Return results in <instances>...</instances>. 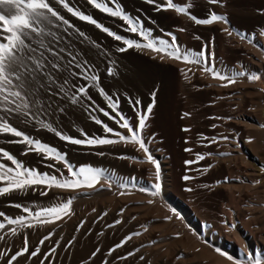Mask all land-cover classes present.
<instances>
[{"label": "rangeland", "instance_id": "obj_1", "mask_svg": "<svg viewBox=\"0 0 264 264\" xmlns=\"http://www.w3.org/2000/svg\"><path fill=\"white\" fill-rule=\"evenodd\" d=\"M227 1H229V0H227ZM235 1L238 3L240 9H244L247 6L246 4L243 3L245 0H235ZM246 1L251 6V11H252L251 20H255V21L251 22V26L253 25L255 27V30H258V26H259V28L264 26V23H263L264 17L262 18V16H264V15L261 16L260 14L257 13V9H264V5H263L264 0H246ZM50 2H52V0H50ZM68 2L70 3L71 6L78 8L79 10L83 11L85 14L91 15L99 23L108 27L110 30L116 32L117 34L122 35L126 38L138 40L141 43L145 42L143 40V38L140 37L138 34L129 33L127 31H125V29L128 27V25L124 21H122L116 17H111V16L107 15L106 13H103V12L99 11L98 9H95L92 5L87 3V0H68ZM117 2L123 7V9L125 10L126 13H128L132 17L139 18L146 29L152 30V33H153L152 38H155L157 40L165 39V40L170 41L171 38L168 35V33H172L176 36V38H177L176 43L181 47L182 50H191L193 52H200L203 49V46L205 44L208 45V49H207L208 53H211L212 50L215 48L218 51H219V49H222L223 55L225 54L224 55L225 58L223 60H220L217 58L216 60H214L212 62L211 56L208 60V65L209 66L214 65V67L217 71H220V72L227 74V75H233L236 72H244L243 70H238V69L240 67L245 66L246 61L251 60L250 54L253 52L248 51L246 48H244L241 45L236 46L234 48V50H235L234 54H230L227 51H225L228 49L227 48L228 47L227 42H226L227 34H225L222 31L224 26L221 23H215L213 25H195L187 17H185L182 14L176 13L174 10L157 11L156 7L154 5H149L148 3H146V0H117ZM163 2H164V0H157V4H160ZM174 2L182 5L186 2V0H174ZM191 2H193L195 4V7L193 9H191V12H192V14L196 15L198 18H205L209 9L216 11L217 13H220V14H225L227 16L226 7H215V6L208 5L206 3V0H191ZM53 7H56L57 10L60 11L61 14L64 15L65 18L70 21L71 24L75 25L76 28L80 29V31H83L85 33L87 40L84 42H78L80 38L76 37L75 35L68 37V39L71 40L75 49L77 51H79L83 55V57L89 61L90 64L94 65V68L97 71V74L100 75V77H101L102 86L105 88V90H107V92H109V94H112L114 96L115 95L119 96L120 110L123 113H125L128 117H131L133 122H135L136 118L134 116L132 109L129 107V104L127 103L126 97L131 96V97L139 98L143 102V104L146 105L149 102V94L151 93V91L154 88L159 89V91L157 92V105L153 110V114L150 116V118L148 120L149 126L143 132V135L145 137V143L149 147L150 153H151V151H153V153H151V154L153 155V157L155 159H156V156L154 155L155 154L154 152H160V151H165V150L169 151L168 152L169 157H171L172 160L175 161L174 163L172 162L173 164H175V168L173 165V169L175 170V172L173 171L174 172V176H173L174 178L172 177L174 179L173 184L175 182H178V183H175L173 185V189H174V187H176L179 190L178 191L177 189H174L173 191L177 190L176 191L177 193L175 195L177 196V198L180 201L182 200L181 202L184 204V206L188 210H190L191 212H193L195 210L193 213H194V215L196 214L195 219L197 221L199 220L198 223H200V222L205 223V230L203 233L204 237H202V235H200V233H202L201 231H199L198 229H195L194 226L193 227L191 226L190 222L186 218L185 213L181 211L182 209H180L177 205H174V203L170 199L166 198L165 195L163 196V193L161 190L158 193L159 195L157 194L155 197H153V198L151 197L152 196L151 191L153 190L152 186L154 184L153 185L149 184L148 181H149L150 176L153 175L155 177V175H154L155 170L153 169V167H151V164H148L149 162H146L145 154H144V157H142L140 151L138 149H136L134 146H132L130 144H128V145L116 144V145H110V146L104 145V146H98V147H86V146L70 145L64 141L59 140L51 132H48L46 130H40V129L32 126V125L26 126L25 124H23L19 121H15V120L11 121V122L14 124V126H17L20 130L25 131L27 134H29L35 138H38L47 144L55 146L61 152L67 153V159L74 166L79 167V166H84V165H90V166L95 167V168L103 169L105 171V177L106 178H103L102 180H106V181H109L110 183H112V182L113 183L111 184L110 188H105L104 190H102L98 193L91 192L92 189L90 191H88L89 189H81L83 194L80 195L81 197L79 196L80 198L78 196L76 198L75 191H68L67 192V191L57 190V192H56V190L54 189L53 192L52 191H50L51 193L49 192L48 196H41L39 190H36V191L28 190L26 192H15L14 191L11 194H7L5 196H0V211L4 212L7 216L15 217V216L23 214L21 209H17L14 207L15 204L26 205L35 211V210L39 209V206H43V207L51 206L53 204L60 203V201L62 202V201L67 200L68 198L74 197L75 199H73L74 203L72 205V209H73L74 213H77L78 212L76 210L77 208H79L82 205L83 206L93 205V203L97 199V196L100 198V197L108 195L107 193H109L112 190L111 187L113 188V186L117 185L118 187H120L122 189V192L124 194H126L127 196H128V194H130L128 197L129 202L128 201L126 202L127 199H122L121 203L124 201L122 204L127 203L130 205V207H131L130 211H132V212H130V214H131V216L133 215V217H132L133 227L136 230H137V228H139L138 229L139 231H141L140 230L141 228H144V229L147 228V230H148V232H145L144 234L139 232L140 235L135 236L136 240L134 239L135 244H133L134 245L133 250L135 248H140V251L138 253H136V255L134 257L138 263H140V264H154V263L155 264H162L165 261L166 263L164 262L163 264H170V263L171 264L172 263L173 264H182V261L179 259L178 254L179 253H187V255H188L187 260L189 262L187 264H200V261H201V259H199L200 257L195 256V254H192L193 249L188 250L185 247L186 245L183 242L184 240L186 242L189 235L196 237V239L198 241L197 243H200V244L203 243L206 246L205 248H207L206 250L211 249L213 251H216L217 249H219L221 252H224L228 255L229 252L227 251V248H226V244H227V236L226 235L227 234H226V226L224 225V222L228 216L227 214H229L228 213L229 206H230L229 199H228L229 196H228V193H227V190L225 187L223 188V186H221L222 187L221 188L218 186V189H216L217 185L215 184L216 182H218V180H220V178L223 177L222 174L227 175V171H226L225 167H223V168H221V172L219 173V176L211 175L209 173H205L206 175L203 174L205 171H208V170H209L208 172H210V170H211L210 168H212V167L214 169L215 163L218 162V160H219V156L217 155V152H221L223 146L220 144H217V145L215 144L214 147L218 150V151H216L215 154H213L215 157H213V155L208 156L206 153L207 152L206 143H205L206 140H203V137H205V136L202 134L196 135V134H199L198 132L197 133L193 132V133H190V135H189L185 131H183V129L184 128L194 129L196 126H200L201 125L200 123L202 121H203L202 123H204V122L210 123L211 121H213V122H211V123H213V125H215L214 128L212 127L213 131L216 134H221L222 132L225 133V131H226L224 128V122L225 121L223 122V120H224L223 117L228 113L226 111H228V105L227 104L230 103L229 94H233L234 91L236 90V87H230L228 89H224V92H226V90H227V92L229 93L228 96H226V97H228V99H226V100H228L229 102L226 101L225 99L219 98V95L217 92L218 89L212 88V91L215 95L213 97L214 99H212L210 104L214 108V113L208 114L207 116H198V117H194V115L191 114L189 116V119H188V117L183 116V113L186 111V109L191 110V108L189 107V105L187 103L188 100H187L185 94H183L182 91L180 90L179 85L174 83L172 80V76H173L172 72H175V73H177L176 75H178V68H179L178 64L175 66V64H176L175 62L172 61L173 62L172 63L171 61H167V60H166L167 62H164V61L162 62L158 58H154L156 56V54L151 53L150 51L144 50V49H134L133 48V49H129L128 51H126L124 53H119L116 51V49H117V47L124 46L122 44V42L115 41L112 37H109L106 33L102 32L100 29H97L94 25H91V24L84 22V21H80L77 17L71 16V14L67 13L66 10L60 8L54 2H53ZM257 16H259V17H257ZM253 18H255V19H253ZM256 19H258V21ZM260 19H263V20H260ZM260 23H262V24H260ZM253 28L250 30L238 28V30H239V32L245 33V35L251 36L252 41H253V40L257 39L256 36L258 35V31H255V30L253 31ZM180 29H186V30L181 31ZM70 31H72V30H70ZM197 36L200 37L201 39H196ZM94 45H99V47H95ZM220 46H221V48H220ZM262 50L264 51V44L262 46ZM104 52H107L108 55L105 56L103 54ZM176 62H181L182 64L184 63L182 61H176ZM184 65L189 66V67H195V68L205 66L204 64H201L199 66H193V65H188L186 63H184ZM109 67L113 68V70L117 73V75L115 77L106 75V70ZM191 73H190V75H192ZM255 75H258L260 77V79L258 80V83H257V81L249 80L247 78V75H245L243 77H237L236 79H239V78L243 79V81L247 82L248 84H256V83L259 84V86L261 87L260 93H262V95L259 93L261 95V96L259 95L260 96L259 99L264 104V72L263 73L258 72ZM195 78H196V79H194L195 82H197V83L201 82V79L199 76H196ZM80 83H84V82L80 81ZM90 91H91V94L93 95V99L96 101L97 104L100 105L99 96L96 95L94 90H90ZM247 96H248V98H245V99L246 100L248 99V100L247 101L244 100L246 102H243V107H244L243 109L247 115H251V113L253 114V112H254V110L252 109L253 108L252 104L249 103V101H251V103H252V98H251L252 96H250V94L246 95V97ZM179 98H180V100H179ZM176 101H178V102H176ZM222 101H224V102H222ZM222 103H223V105H222ZM192 105H193L192 108L195 107V109H196V108H198L199 103H193ZM169 106H170V109H169ZM263 107H264V105H263ZM166 110H167V112H165ZM252 110H253V112H252ZM174 112L175 113L177 112L176 113L177 116L175 115ZM200 112L201 111L198 110V113H200ZM169 113H171V114H169ZM85 115H86L85 112L81 108L76 107V106H68L65 108L64 114H59V113L54 114L50 118V122H52L53 126L57 127L63 133H65L67 135H71L73 137H77V138H81L80 130H83L84 132L88 133L89 136H103V135H105L101 130V126L96 125L93 121H91ZM97 116H98V114H97ZM164 116H166V117H164ZM174 116H176V117H174ZM162 117H163V119H162ZM205 117H207V119ZM198 118L200 119V121L198 120ZM153 120H156V122L157 121L158 122L156 123ZM181 120H183V121H181ZM188 120H190V122ZM106 121H104V122L110 124L109 126L113 127L114 129L121 131V132H126V130L119 129L109 119H107ZM162 121H164V122H162ZM165 121L168 124H166ZM153 122H154L155 128L157 126H159L160 129L157 130L158 127L155 129L153 127L154 126ZM88 123L89 124L93 123V124L88 125ZM159 123L161 125L163 124V126L159 125ZM164 123L166 126L164 125ZM219 124H220L221 128L219 126H217ZM165 128L166 129L168 128V129L166 130ZM218 128H220V130ZM222 128H224V129L222 130ZM151 129H154V130L152 131ZM169 129H170V131L168 134L167 131ZM156 130H157V132H155ZM157 133L160 135V136H158V138L156 137V135H158ZM162 133H163V135H162ZM191 135H194V136H191ZM169 137H171V138H169ZM109 138H114V137H111L109 135ZM10 139H15V138L0 134V148H4L5 150L9 151L11 154L16 156L19 160L23 161L27 167L38 169L40 172L52 173L54 171L53 169L47 167V165L49 163H52V161L42 160L41 157L35 153H30L28 155H22V152L24 150V146L9 143L8 141ZM201 140H203V141H201ZM169 142L172 144H170ZM189 142H191V143H189ZM192 142L195 144L193 145ZM59 143H60V145H63V146L58 145ZM164 145H166V147ZM220 147H221V149H220ZM170 148H171V150H170ZM185 149H192V151L191 152L185 151ZM201 149L202 150L205 149V152H204L205 154L203 153L204 150L202 151ZM197 151H199V152H197ZM101 152L104 154L99 155L98 153H101ZM170 152H171V154H170ZM198 153L204 154L206 156V159L203 161L195 162L191 165H188L185 163L188 160L195 161L196 154H198ZM263 154L264 153H262L261 155H263ZM108 156H109V158H106ZM121 157H124V159ZM216 157H217V160H215ZM114 158H115V160H114ZM120 159H121V161H123V160H125V161H123V163H122L121 161H119ZM250 159L253 163H255V166L257 167V173L258 174H257L255 181L262 182L261 185L259 183V185L261 186V187L259 186V190L262 191L264 188L263 187L264 186V156H260L259 159H256L253 157H251ZM0 162H4V163L10 165V162H8L6 160L0 161ZM101 162L102 163L105 162V163L102 164ZM109 162H111L110 165H109ZM112 162H113V164H112ZM115 162L116 163L118 162V163L116 164ZM129 163H131V164H129ZM205 163H207V164H205ZM122 164H123V166H122ZM222 164L224 165L223 162H222ZM111 165H113V166H111ZM130 165H131V167H130ZM206 165H207V168L205 167ZM61 166L59 164L56 167L62 168ZM119 166H120V168H119ZM124 166H126V167H124ZM127 166L129 167L128 169H126ZM178 167H180V168H178ZM121 168H122V171H121ZM130 168H131V170H130ZM123 169H124V171H123ZM125 169L127 171L129 170V172L128 173H127V171L125 172ZM205 169H208V170H205ZM136 170H138V171L135 172ZM160 172H161V167H160ZM178 173H180V174H178ZM57 175H58V173H57ZM64 175L68 176L69 174L67 173V171H65ZM175 175H177V176H175ZM184 175L192 176V177H194V179H191V180L186 182L183 180ZM226 175H224V176L226 177ZM259 175L260 176L262 175V176L260 177ZM179 176H181V177H179ZM220 176H222V177H220ZM246 176L248 178H250L252 175L250 174V172H248ZM210 177H211V179H210ZM119 178L123 179V181L119 182V184H117L116 182H118L117 179H119ZM214 181H216V182H214ZM209 182H211V184H209ZM205 185H207L208 187H204ZM214 185H216V186H214ZM0 186H3V185H0ZM189 187L193 188L194 191H191V192L186 191V188H189ZM211 187H214L215 189L211 188ZM179 188L182 190H180ZM141 189H146V191H142ZM249 189L247 188L246 194H244L245 196H243L242 202H244V205L241 207L242 211H239L240 214L238 213V215L243 218V221L247 222V225L249 222L250 225H248V227L251 229L248 228L247 230L250 231V230H252V228H254L253 225L256 224L255 221L257 218L255 220H254V218H250L249 217L250 212L247 210L246 211L244 210V209H246V204L248 203V201L251 202V200L254 199V197H253L254 196V193H253L254 190H252V189L249 190ZM83 190H85V194H84ZM59 193H62V194H59ZM180 194L185 195V196H182L183 199H182ZM191 194H193V195H191ZM54 195L59 196V198L57 196H54ZM136 195L139 196L140 200L137 198L138 196H136ZM133 196L135 197V199L133 198ZM158 196L159 197L163 196V197H162V199H159ZM130 197H132V200H130L131 199ZM244 197H245V199H244ZM250 198H252V199H250ZM77 199H79V200H77ZM136 199H137V201H136ZM156 199L160 200V202L158 201V203H159V205L163 206V208H162L163 211L166 210L168 212H175L178 215V216L173 217L174 221L168 219L169 216L167 217V215L166 216L161 215L158 217V215H156L154 213L155 205L158 204L157 201H155ZM184 199L186 201H184ZM147 200L148 201L152 200V201H154V203L149 204L147 202ZM76 202H77V204H76ZM185 202H187L188 204ZM145 203H147V204H145ZM166 203H168V204H166ZM148 204H149V206H148ZM138 205H140L139 206L140 208L144 209V207H145L146 209L147 208L148 209L145 210V213L139 215L138 213H141L140 211L142 209H140L138 207ZM134 207H136V208H134ZM152 208H154V209H152ZM74 209H75V211H74ZM150 209L153 211L151 212ZM178 211H180V213ZM148 212L150 215L148 214ZM175 213H173V214H175ZM181 213L184 215H182ZM144 214H147L148 216L144 215ZM81 216H83V215H81ZM155 216H157V217H155ZM200 217L202 218L203 222L200 220L201 219ZM141 218H143V219L146 218V219L141 220ZM164 218L166 219L165 224H168L166 227L161 222V221H163ZM0 219H3V218H0ZM134 220H136V223H135L136 225L134 224V222H135ZM157 220L161 222L160 226L161 225L162 226H161V228H159L161 230H159L158 228L155 230V228H156L155 227V221H157ZM142 221H144V223ZM259 221L260 220H258L257 222L259 223ZM139 222H142V223L140 224ZM169 222H171V223H169ZM175 223H177L178 225L176 224V226H175ZM141 225H144V226H141ZM171 226L173 229L175 227L178 228V230L175 228L174 231H172L173 234L170 233L171 232L170 230H173V229H171ZM200 226H202V224ZM47 227L49 228V226H45V227H38L37 229L34 228V230L28 229L27 230V231H29L28 235L25 234L23 231L22 232L25 235H27L29 242H31V237L33 236V234H35L34 232L41 231L44 229H45L44 231H46ZM134 228H133V231L138 232V230L136 231V230H134ZM153 229H154V231H153ZM211 229L213 231H215L217 233V235H219L220 238H222L220 246L210 245V242L207 240V236L209 235V231ZM176 230H177V233H174V232H176ZM30 231H32V233ZM22 232L20 235H18L16 237L8 236L6 242H0V248L10 246L12 248V251L15 252V250H17L18 248H20L22 246V240H23V236H24ZM165 232H166V234H165ZM262 232H264V231H262ZM160 234H161V237L159 236ZM177 234H179V238H177ZM183 234L185 237H183ZM181 238H182V241H181ZM164 239H165V241H164ZM156 243L157 244L166 243V244H164V245H166V247H168V246L172 247L173 246L172 250L175 249L178 252V254H177V252H175V250H173V253H176V254H174L175 255L174 257H173V254H171L172 256L171 255H165V257H164V253L163 254H161L160 252L156 253V249L154 247V245ZM154 249H155V251H154ZM140 256H143L145 258L143 260V261H145V263L139 259ZM166 256L172 257L173 260L174 261L176 260L177 262H174L171 258H168ZM167 258H168L169 262H167V260H166ZM189 258H190V260H189ZM178 260H179V262H178ZM27 262H28L27 264H30L33 262V260H29ZM24 263L25 262H23L22 258H21L19 261V264H24Z\"/></svg>", "mask_w": 264, "mask_h": 264}, {"label": "snow or ice", "instance_id": "obj_2", "mask_svg": "<svg viewBox=\"0 0 264 264\" xmlns=\"http://www.w3.org/2000/svg\"><path fill=\"white\" fill-rule=\"evenodd\" d=\"M53 2L71 16L94 25L115 41L122 42L124 46L116 49L119 53H124L133 48L144 49L155 53L154 58H158L162 62L166 60L182 61L193 66L204 64L202 71L210 73L214 79L224 81L223 87L236 83L237 77L245 75L252 81L260 79L258 75L246 74L245 72L227 75L217 71L214 65L209 66L208 60L210 56L214 57V53L207 52V44L203 46L200 52H193L182 50L176 43V36L172 33H168L171 38L170 41L152 38V30L146 29L139 18L126 13L117 0H87V3L111 17L124 21L128 25L125 31L138 34L143 38L144 43L117 34L99 23L91 15L71 6L68 0H52V2L50 0H0V134L15 138L10 139L9 143L23 145L22 155L35 153L42 160L52 161L47 167L54 170L49 173L27 167L23 161L9 151L0 148V161L10 162V165L0 162V185H3L0 186V196L11 194L14 191L26 192L28 190H39L41 196H48L49 192L54 189L61 191L91 190L100 185L103 178H106L103 169L90 165L74 166L67 159V153L61 152L55 146L20 130L11 122L14 120L26 126L32 125L40 130L51 132L59 140L70 145L98 147L130 144L145 154L146 162L155 166L156 180L158 181L160 178V164L150 153L143 135L144 130L149 126L148 120L157 105L159 89L154 88L151 91L149 102L146 105L139 98L126 97L127 103L136 118L133 122L131 117L120 110L119 96L114 97L105 90L94 65L90 64L68 39V37L75 35L80 38L78 42H84L87 40L85 33L71 24L56 7H53ZM146 3L154 5L157 11L174 10L176 13L187 17L195 25H213L215 23L229 25L230 23L225 14L217 13L211 9L208 10L205 18H198L191 12V9L195 7L191 0H186L182 5L175 3L174 0H164L160 4H157V0H146ZM206 3L215 7L227 6V0H206ZM257 13L264 15V9H257ZM180 30L185 31L186 29ZM222 31L228 36H232L234 30L224 27ZM236 34L240 36V39H246L249 43L252 42L251 36L238 31ZM261 35H264V31L261 32ZM196 39L201 38L197 36ZM94 46L99 47V45ZM103 54L108 55L107 52ZM188 72H192V69L189 68ZM106 75L115 77L117 73L109 67L106 70ZM185 79H188L187 73H185ZM80 81L84 83H80ZM90 90H94L96 95L106 102L105 107L96 103ZM68 106L81 108L91 121L101 126L105 135L89 136L88 133L80 130L81 138H77L54 127L50 118L56 113L64 114L65 108ZM97 113L102 114L119 129L126 130V132L118 131L109 126L97 116ZM190 115L189 112L183 113L184 117ZM190 130L189 128L183 129L185 132ZM109 135L114 138H109ZM203 139L208 141L210 146L220 141H227L229 137H203ZM185 151L191 152L192 149H185ZM98 154L103 155L104 153ZM207 155L211 156L212 153ZM222 155H228V153H222ZM205 159L204 154L198 153L195 161L188 160L185 163L191 165ZM57 164H61L62 168H57ZM65 171L69 174L68 176L64 175ZM191 179L194 177L183 176V180L186 182ZM255 183L259 184L260 181ZM204 187L208 186L205 185ZM160 188L161 185L155 183L152 186L151 195L156 196ZM141 190L146 191V189ZM186 191L191 192L194 189L189 187L186 188ZM123 194L122 192L121 195ZM73 199L74 197L68 198L60 203L41 207L35 211L26 205L15 204L14 207L21 209L23 213L15 217L7 216L0 211V218H3L0 219V242H6L8 236L16 237L28 229L52 226L65 218L71 219L75 214L72 209ZM148 203L152 204L154 201L149 200ZM114 223L120 224L122 221L116 220ZM113 226L109 225V227ZM82 227L83 222L77 226V230ZM55 234V230H51L35 246H30L27 235H24L22 246L15 252L10 246L0 248V264H19L21 258L25 259V264L28 260L33 259H38L39 264H57L56 257L58 249H60V241L55 242L46 252L42 253L41 251L45 242L51 240ZM139 235V232H134L109 248L107 256L100 260V264H109L107 257L113 256L134 236ZM177 238H179V234H177ZM74 243L75 237L65 244L63 250L71 249ZM139 251L140 248H135L124 255L115 257V260L126 261L134 257ZM216 251L221 256H226L228 260L233 261V264H264V253L247 252L242 253L241 259H234L219 249ZM100 255L101 249L97 247L86 259L82 260L81 264H92ZM139 259L143 261L145 258L140 256Z\"/></svg>", "mask_w": 264, "mask_h": 264}, {"label": "bare ground", "instance_id": "obj_3", "mask_svg": "<svg viewBox=\"0 0 264 264\" xmlns=\"http://www.w3.org/2000/svg\"><path fill=\"white\" fill-rule=\"evenodd\" d=\"M243 3L246 4L247 6L244 9H240L238 3L235 0L227 1V6H226L227 11H226V13H227V17H228L230 23H229V25H223V24L222 25L224 27H228V28H230L231 30H234V31H233V35L232 36H228L227 35V37H226V42H227V46H228L227 48L228 49L225 50V51H227L230 54H234L235 53L234 48L236 46H239V45L243 46L248 51H251L253 53L250 54L251 55V60L250 61H246L245 66L240 67L238 70H243L247 74H249V73L250 74H256L258 72L263 73L264 72V51L262 50V46L264 44V35H261V32L264 31V26H262L260 28L258 26V30H255V27L253 25L251 26V22L255 21V20H251V14H252L251 6L246 0ZM257 17H259V16H257ZM263 17L264 16H262V18ZM253 19H255V18H253ZM256 20L258 21V19H256ZM260 20H263V19H260ZM260 24H262V23H260ZM238 28L247 29V30H250V29L253 28V31L254 30L258 31V35L256 36L257 39L253 40L251 43H249L248 40H246V39L245 40L240 39V36H238L236 34L237 31L239 32ZM220 48H221V46H220ZM211 53H214V57H211L212 62L214 60H216L217 58L220 59V60H223L225 58L224 57L225 54L223 55L222 49H219V51H218L215 48V49L212 50ZM167 61H170V60H167ZM167 61H164V62H167ZM173 62L176 63L175 66L178 64L179 68H178V75H176L177 73L172 72V75H173L172 76V80H173L174 83L179 85L180 90L182 91L183 94H185V96H186V98L188 100L187 103H188L189 107L191 108V110L186 109V111L185 110L184 111L191 113L192 115H194V117L207 116L208 114L214 113V108L210 104L212 99H214L213 97L215 95L213 93V91H212V88H217L218 89L217 92H218L219 98H222V99L226 100V99H228V97H226V96H228L229 93L227 92V90H226V92H224V89H228L230 87H236V90L234 91V93L233 94H229L230 103L227 104L228 105V111H226L228 113L223 117L224 118L223 122L225 121L224 122V128L226 130L225 133L222 132L221 134H216L213 131V128H214L213 127V123H211L213 121H211L210 123H208V122L202 123L203 122L202 121L200 123L201 124L200 126H196L194 129H191L189 132H186V133L190 135V133H193V132L197 133L198 132L199 134H196V135H201L202 134L205 137H218V138L221 137V136H228L229 137V139L227 141H220V142L216 143V145L220 144V145L223 146L221 152H217V155L219 156V160H218V162L215 163L214 169H213V167L210 168L211 169L210 172H208L209 171L208 169H205V170H208V171H205L203 174L209 173L211 175L219 176V173L221 172V168H223V167H225V169L227 171V175L224 174V175H226V177L222 174V176L224 178L222 176H220L222 178H220V180H218V182L214 181V182H216L215 184L217 185V186L216 185H214V186L217 187L216 189H218V186L219 187L223 186V188L225 187L226 190H227L228 196H229V198H228L229 199V204H230L229 211H228L229 214H227L228 216H227V218H226V220L224 222V225L226 226V234H227L226 235L227 236L226 248H227V251L229 252L228 255L232 256L234 259H241L242 258V253H247V252L264 253V232H262V231H264V188H263L262 191L259 190V186L262 184V182H260V185L255 183L256 182L255 179H256L257 174H258L257 173V167L255 166V163H253L251 161V159H250L251 157L259 159L260 156H264V154L261 155L262 153H264V107H263L264 104L259 99V97L262 95V93H260L261 87L259 86V84H257L258 80H257L256 84H248L247 82L243 81V79L239 78V79H237L236 83L231 84L228 87H223L222 84L225 83V82L224 81H219L217 79H214L211 76L210 73H204L202 71L203 67L195 68V67L186 66V65H184V63L182 64L181 62H176V61H173ZM189 68L192 69V73L188 72ZM185 73L188 74V79H185ZM190 73L192 75H190ZM196 76L200 77V79H201L200 83H197V82L194 81V79H196L195 78ZM249 94H250V96H252L251 97L252 98V103H251V101H249V103L252 104V106H253L252 109L254 110V112L252 110L253 114L251 113V115H247L245 113L244 109H243L244 108L243 107V102H246L248 100V99L246 100L245 98H248V96L246 97V95H249ZM179 100H180V98H179ZM244 100H246V101H244ZM224 101H222V102H224ZM226 101H228V100H226ZM99 102H100V106L101 107H105L106 106V102L101 97H99ZM176 102H178V101H176ZM193 103H199L198 108H196V109H195V107L192 108L193 107V105H192ZM222 105H223V103H222ZM169 109H170V106H169ZM198 110H200L201 112L198 113ZM165 112H167V110ZM176 113H175V115H176ZM97 114H98V117L100 119L104 120V121H106L108 119V118L104 117L102 114H99V113H97ZM169 114H171V113H169ZM85 116H87V115H85ZM176 116H174V117H176ZM164 117H166V116H164ZM205 118L207 119V117H205ZM162 119H163V117H162ZM188 119H189V117H188ZM198 120L200 121L199 118H198ZM153 121L156 122V120H153ZM181 121H183V120H181ZM188 121L190 122V120H188ZM162 122H164V121H162ZM160 123H159V125H161ZM165 123H166V121H165ZM165 123H164V125H165ZM91 124H93V123H91ZM91 124L88 123V125H91ZM166 124H168V123H166ZM153 125H154V122H153ZM161 126H163V124ZM217 126L220 127V124L217 125ZM153 127L155 128V125ZM157 127H156L157 130L160 129L159 126H157ZM220 128H218V129L220 130ZM224 128H222V130ZM151 130L153 131L154 129H151ZM157 130L155 132H157ZM169 131H170V129L167 131L168 134H169ZM162 135H163V133H162ZM158 136H160V135L159 134L156 135L157 138H158ZM191 136H194V135H191ZM169 138H171V137H169ZM203 140H201V141H203ZM189 143H191V142H189ZM205 143H206V150H207L206 153L207 154L208 153H212V155H213V154L216 153V151H218L214 147L215 144H211L209 146L208 145V141H206ZM170 144H172V143H170ZM194 144L195 143H193V145ZM58 145H60V143ZM60 146H63V145H60ZM164 146L166 147V145H164ZM221 147H220V149H221ZM170 150H171V148H170ZM203 150L202 151L204 153L205 149H203ZM168 152L169 151H167V150L160 151V152H154L155 153L154 155L156 156V160H158L160 165H161L160 166L161 167L160 178L157 181L156 178L152 175V176H150L148 183L152 184V185L155 184V183H159L161 185L160 190L162 191L163 196L165 195L166 198L170 199L174 203V205H177L180 209H182L181 211L185 213L186 218L190 222L191 226L192 227L194 226L195 229H198L199 231H201L202 233H200V235H202V237H204L203 233H204V230H205V223L203 222L202 218L200 217L201 218L200 220L203 222V223L200 222L202 224V226H200L201 224L198 223L199 220L197 221L195 219V215L196 214L194 215V213H193L195 210L194 211L192 210L193 212H191L190 210H188L184 206V204L181 202L182 200L180 201L177 198V196L175 194L177 193L176 191L178 189L176 187H174V189H177V190L173 191L174 190L173 189V185L175 183H178V182H175L173 184V180H174L173 176H174V172H175V170L173 169V165H174V168H175V164H173V163L175 161H173L172 158L169 157ZM197 152H199V151H197ZM140 153H141L142 157H144V153L141 152V151H140ZM151 153H153V151H151ZM222 153H228V155H222ZM170 154H171V152H170ZM213 157H215V156L213 155ZM106 158H109V156L106 157ZM114 160H115V158H114ZM215 160H217V157H216ZM119 161H121V159ZM123 161H125V160H123ZM123 161H121V162L123 163ZM113 162H112V164H113ZM222 162L224 163V165L222 164ZM103 163H105V162H103ZM110 163L111 162H109V165H110ZM129 164H131V163H129ZM148 164H151V163L149 162ZM205 164H207V163H205ZM58 165L59 164H57L56 166H58ZM60 166H61V164H60ZM111 166H113V165H111ZM122 166H123V164H122ZM124 167H126V166H124ZM130 167H131V165H130ZM151 167H153V169L155 170L154 165L151 164ZM205 167L207 168V165ZM119 168H120V166H119ZM122 168H121V171H122ZM128 168L129 167L127 166L126 169H128ZM178 168H180V167H178ZM126 169H125V172L127 171ZM130 170H131V168H130ZM123 171H124V169H123ZM137 171L138 170H136L135 172H137ZM128 172H129V170L127 171V173ZM248 172H250V174L252 175L251 176L252 178L251 177L248 178L246 176ZM178 174H180V173H178ZM177 175H175V176H177ZM179 177H181V176H179ZM211 177H210V179H211ZM117 181L118 182H116V183L119 184V182H122L123 179L119 178V179H117ZM225 181H227V182H225ZM112 183H110L109 181H106V180H101L100 185H98L96 188L92 189L91 192L98 193V192L104 190L105 188H110ZM209 184H211V182H209ZM211 188H214V187H211ZM247 188L248 189L250 188V189L254 190V192H253L254 193V196H253L254 199L250 198L252 200H251V202L248 201V203L246 204V209H244V210L245 211L247 210V211L250 212L249 213V217L250 218H254V220L257 218L258 220H260L259 223H258L257 222L258 220L256 219V221H255L256 224L253 225L254 228H252V230H250V231L247 230L249 228L248 225H250L249 222H248V225H247V222L243 221V218L238 215L239 211H242L241 207L244 205V202H242L243 201V196H245L244 194H246ZM111 189L112 190L109 193H107L108 195L100 197V198L97 196V199L95 200V202L94 201H93L94 203L92 202L93 205L83 206L81 204L82 206H80L79 208L76 209L78 212L75 213L71 217V219L65 218L64 220L59 221L56 225L49 226V228L47 227L46 231H44L45 229L41 230V231H36V232L33 231L35 234H33V236L31 237V242H29L30 246L31 245L32 246L37 245L38 241L44 235H47L51 230L54 229L56 234L54 236H52L51 240L45 242V245L41 249L42 253L46 252L51 246L54 245L55 242L60 241V249H58V253H57V257H56L57 264H81L82 260L86 259L90 255V253L92 251H94L97 247H99L101 249V255L98 256L95 259V261L92 262V264H100V260L107 256V251H108L109 248H111L115 244L121 242L126 236H128V235H130V234H132L134 232L133 231L134 227L132 225V217H133V215L131 216V214H130V212H132V211H130L131 207L127 203L126 204H122L124 201L121 203L122 199H127L126 200V202H127L128 201V197H129L130 194H128V196L126 194L121 195L122 189L120 187H118L117 185L113 186V188L111 187ZM180 190H182V189H180ZM83 191H84V194H85V190H83ZM88 191H90V190H88ZM52 192H53V190H52ZM56 192H57V190H56ZM59 194H62V193H59ZM81 194H83L81 190L75 191L76 198H77V196L79 197ZM183 194L182 195L180 194L181 197L185 196ZM57 195H54V196H57ZM138 195H136V196H138ZM191 195H193V194H191ZM163 196H161V197L158 196V198L162 199ZM57 197L59 198V196H57ZM151 197L153 198L155 196H151ZM130 198H131L130 200H132V197H130ZM133 198L135 199L134 196H133ZM137 198L139 199V196ZM159 199L158 200L156 199L155 201H157V203H158V201L160 202ZM182 199H183V197H182ZM244 199H245V197H244ZM77 200H79V199H77ZM136 201H137V199H136ZM184 201H186V200L184 199ZM77 202H76V204H77ZM147 202H148V200H147ZM185 203H187V202H185ZM145 204H147V203H145ZM166 204H168V203H166ZM139 206L140 205H138V207ZM148 206H149V204H148ZM40 207H43V206H39V208ZM134 208H136V207H134ZM162 208H163V206L159 205V203L157 205H155L154 213L156 215H158V217L161 216V215H165V216L167 215V217L169 216L171 218L170 220H173L174 216H178L175 212H168L166 210L163 211ZM122 209H123V212L121 213ZM140 209H142L140 211L141 213H138L139 211L137 212L139 215L145 213V210H147L148 208L146 209L144 207V209L143 208H140ZM152 209H154V208H152ZM74 211H75V209H74ZM152 211L153 210H151V212ZM178 212L180 213V211H178ZM104 213H107V215H104ZM173 213H175V214H173ZM148 214H149V212H148ZM81 215H83V216H81ZM144 215H147V214H144ZM182 215H184V214H182ZM155 217H157V216H155ZM145 219L146 218H144V219L141 218V220H145ZM116 220H121L122 223L115 224L114 222ZM136 220H134L135 221L134 224L136 223ZM82 222H83V227L80 228L79 230H77V226L79 224H81ZM142 222L144 223V221H142ZM142 222H139V223L141 224ZM161 222H162V224L165 227L168 225V224H165L166 223V219L165 218ZM161 222L158 221V220L155 221V227H156L155 230L157 228L158 229L161 228V226H162V225L160 226ZM171 222H169V223H171ZM176 224L177 223H175V226H176ZM109 225H114V226L113 227H109ZM141 226H144V225H141ZM172 226H171V229H173ZM175 228L178 230L177 227H175ZM35 229H37V228H35ZM138 229L139 228H137V230ZM174 229L170 230L171 231L170 233H172V231H174ZM249 229H251V228H249ZM33 230H34V228H33ZM134 230H136V229L134 228ZM140 230L141 231L138 230V232H141L142 234H144L145 232H148L147 228L146 229L141 228ZM159 230H161V229H159ZM177 230L174 233H177ZM153 231H154V229H153ZM23 232L28 235L29 231L26 230V231H23ZM30 232L32 233V231H30ZM24 233H23V235H25ZM165 234H166V232H165ZM159 236L161 237V234ZM61 237L63 238L62 240L60 239ZM73 237H75V243H74L73 247L71 249H68L67 251L63 250L64 247H65V244L69 240H71ZM183 237H185L184 234H183ZM135 238L136 237L134 236L133 239L128 242V244H126L123 248L118 249L117 252L113 254V256L107 257V259L109 260V264H140V263H138L135 260V258H134L135 256L129 258L126 261L115 260V257L120 256V255H124L128 251H132L133 250V246H134L133 244H135L134 243L135 242L134 241ZM221 239L222 238H220L219 235H217V233L215 231H213L212 229L209 231V235L207 236V240L210 242V245L220 246ZM164 241H165V239H164ZM181 241H182V238H181ZM183 242L186 245L185 247L188 250L189 249H191V250L193 249L192 250V254H195V256L200 257L199 258V259H201L200 264H233V261L228 260L226 258V256H221V255H219V253H217L216 251H213L211 249L210 250H206L207 249V248H205L206 246L203 243H201V244L197 243L198 241H197L196 237H194V236L189 235V237L186 240V242H185V240ZM164 244H166V243H164ZM164 244H157L156 243L154 245V247L156 249V253L157 252H160L161 254L164 253V257H165V255L173 254V257H174L175 256L174 254H176V253H173V250H175V249L172 250L173 246L172 247H169V246L166 247V245H164ZM155 249H154V251H155ZM175 252H177V251L175 250ZM177 254H178V252H177ZM179 254H178V257L182 261V264L189 263L188 260H187V256H188L187 253H179ZM166 257H168V256H166ZM168 258H171L173 260L172 257H168ZM168 258L166 259L167 262H169ZM189 260H190V258H189ZM22 261L25 262V259L22 258ZM143 262L145 263V261H143ZM174 262H177V261L175 260ZM178 262H179V260H178ZM30 264H39V260L38 259H33V262L30 263Z\"/></svg>", "mask_w": 264, "mask_h": 264}]
</instances>
